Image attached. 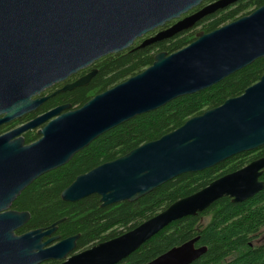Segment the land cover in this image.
Returning a JSON list of instances; mask_svg holds the SVG:
<instances>
[{
	"label": "water",
	"instance_id": "water-1",
	"mask_svg": "<svg viewBox=\"0 0 264 264\" xmlns=\"http://www.w3.org/2000/svg\"><path fill=\"white\" fill-rule=\"evenodd\" d=\"M205 1L0 0V124L35 110L48 98L37 97L43 91L87 68V75L55 93L89 85L97 74L92 67L101 58L171 39L240 0L204 5ZM137 40L141 41L134 46ZM261 58L264 5L209 33L198 32L179 51L155 54L149 67L79 108L57 107L0 137V264H118L172 222L194 217L219 199L238 204L262 191L264 156L175 201L135 228L82 251H76L79 234L62 240L53 236L64 219L16 234L30 214L11 208L35 180L66 165L103 134L203 91ZM41 124L35 142L26 145L22 138L14 139ZM263 146L264 74L240 96L78 175L60 198L75 203L96 195L101 207L133 203L183 174L210 169ZM197 241L173 247L146 264H192L206 252Z\"/></svg>",
	"mask_w": 264,
	"mask_h": 264
},
{
	"label": "trees",
	"instance_id": "trees-1",
	"mask_svg": "<svg viewBox=\"0 0 264 264\" xmlns=\"http://www.w3.org/2000/svg\"><path fill=\"white\" fill-rule=\"evenodd\" d=\"M213 1L216 0H206L205 3ZM262 5L264 0H240L171 39L141 49L133 50L131 47L101 58L93 65L97 74L90 84L78 89L69 98L71 107L79 108L95 95L140 73L153 63L155 54L179 51L193 42L198 32L209 33ZM140 41L137 40L134 46ZM263 74L264 58H261L203 91L177 98L103 134L74 155L66 165L42 175L21 192L11 208L28 212L30 219L16 234L47 228L64 219L57 226L55 235L62 240L79 234L76 251H82L135 228L175 201L264 156L263 146L236 155L210 169L183 174L133 203L124 201L101 207L96 195L75 203L64 202L60 198L61 192L78 175L115 160L144 143L155 141L179 128L189 118L216 108L227 99L240 96ZM37 139V136L27 135L25 144ZM260 180L264 182V171ZM263 228L264 189L243 203L234 204L231 199L222 198L194 217L172 222L118 264H146L194 238H198L196 246L205 247L206 252L192 264H264V241L256 244Z\"/></svg>",
	"mask_w": 264,
	"mask_h": 264
},
{
	"label": "flooded vegetation",
	"instance_id": "flooded-vegetation-1",
	"mask_svg": "<svg viewBox=\"0 0 264 264\" xmlns=\"http://www.w3.org/2000/svg\"><path fill=\"white\" fill-rule=\"evenodd\" d=\"M206 4H208V3H206ZM199 9H200V7L195 9V10H192L188 14H192ZM148 36H150V34ZM92 68H94V67H92ZM90 70H91V68H87L85 70H82V71L78 72L77 74L69 77L66 81L59 83V84H55L51 88L43 91L37 97H48V98L39 107H37L35 110L31 111L30 113L25 114L21 118L14 119L8 123L0 124V137L14 132L15 130L21 128L22 126H24L30 122H32L36 118L40 117L41 115H43V114H45V113H47V112H49V111H51L57 107L69 105L68 110L76 109V108L71 107V104L69 103V101H70L69 98H72L74 96L75 91H77L78 89H81V88H85L88 85L85 87H81V88H75L73 90L66 91V92H59V93H55V92H57L58 90L63 88L66 84H70V83L76 81L77 79L87 75L90 72ZM52 94H54V95L52 96ZM1 117L2 116H0V118ZM42 126H43V124H41L40 126H37L35 128L28 129V130L20 133L18 136L14 137V139L20 137L24 140V143H25V137L27 135L37 136L39 138V136L37 135V132ZM53 236H57V235H55V233H54ZM54 264H57V263H54Z\"/></svg>",
	"mask_w": 264,
	"mask_h": 264
},
{
	"label": "rangeland",
	"instance_id": "rangeland-1",
	"mask_svg": "<svg viewBox=\"0 0 264 264\" xmlns=\"http://www.w3.org/2000/svg\"><path fill=\"white\" fill-rule=\"evenodd\" d=\"M205 4H206V3L204 2V5H205ZM198 29H199V28H197V31H198ZM263 241H264V228H263V230H262V232H261V234H260L258 240L256 241V244H259V243H261V242H263Z\"/></svg>",
	"mask_w": 264,
	"mask_h": 264
}]
</instances>
